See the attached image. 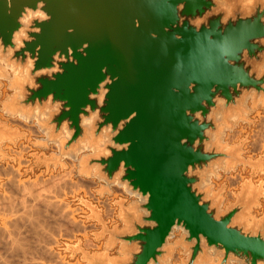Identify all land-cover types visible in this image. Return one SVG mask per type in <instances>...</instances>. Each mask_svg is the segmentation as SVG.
<instances>
[{
	"label": "clouds",
	"instance_id": "clouds-1",
	"mask_svg": "<svg viewBox=\"0 0 264 264\" xmlns=\"http://www.w3.org/2000/svg\"><path fill=\"white\" fill-rule=\"evenodd\" d=\"M205 2L207 11L186 22L188 28L232 27L237 16L241 24L249 16L264 24V0ZM7 7L12 15L13 0ZM47 7L46 0L25 6L11 42L0 35V264H250L246 254L211 244L203 232L193 236L178 216L163 243L146 254V242L137 237L161 227L151 207L153 192L129 176L137 169L127 160L109 171L114 153L131 150L132 141L117 138L138 116L110 119L109 96L120 77L101 69L104 79L88 91L77 121L70 115L58 119L73 109L55 92L33 98L42 77L57 82L66 72L62 65L79 67L76 53L87 58L90 48L84 43L66 54L58 50L50 64L37 68L43 46L33 53L29 45L53 20ZM257 48L252 58L264 67V40ZM256 79L255 88L213 94L207 107L202 101L195 111L187 109L181 123L190 122L194 128L188 130L196 134L191 141L182 137L179 146L193 157L182 178L205 210L217 216L235 212L245 234L264 237V79L259 73Z\"/></svg>",
	"mask_w": 264,
	"mask_h": 264
},
{
	"label": "water",
	"instance_id": "water-1",
	"mask_svg": "<svg viewBox=\"0 0 264 264\" xmlns=\"http://www.w3.org/2000/svg\"><path fill=\"white\" fill-rule=\"evenodd\" d=\"M46 2L53 20L43 25V34L29 45L33 53L38 45L43 46L37 68L50 64L58 50L66 54L69 47L75 50L84 43L90 48L87 58L76 53L79 67L62 65L66 72L57 82L42 77L38 81L42 89L33 98L55 92L57 98L68 99L73 109L58 119L70 115L77 121L81 106L88 103V91L104 79L101 69L107 66L110 75L120 77L109 96L106 110L112 113L110 119L118 123L132 113L138 116L132 117L117 138L118 142L132 141L131 150L114 153L109 171L118 168L122 159L127 160L137 169L129 176L144 191L153 192L151 207L161 227L155 233L146 229L148 235L137 237L146 242V254L163 243L178 216L188 221L193 236L203 232L211 244L246 254L250 264L264 258V237L245 234L239 227L240 219H234L235 212L217 216L211 209L206 211L186 187L182 173L193 157L179 146L182 137L191 141L196 134L189 132L188 127L194 128L190 122L181 123L187 109L195 111L202 101L207 107L206 101L213 94L235 96L238 90L255 88L258 73L264 79V67L252 58L257 42L264 40V24L254 16L241 24L237 16L232 27L213 25L203 32L188 28L186 22L195 23L194 17L207 11L205 0ZM181 2L186 4L178 10L176 5ZM13 3V14L9 15L7 0H0V35L6 44L11 42V33L18 27L16 18L24 7L36 6V0ZM69 29H75L74 34L70 35ZM154 33L159 37L156 40L152 39Z\"/></svg>",
	"mask_w": 264,
	"mask_h": 264
}]
</instances>
